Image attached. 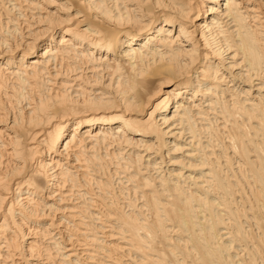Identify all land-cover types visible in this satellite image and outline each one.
<instances>
[{
	"label": "bare ground",
	"instance_id": "bare-ground-1",
	"mask_svg": "<svg viewBox=\"0 0 264 264\" xmlns=\"http://www.w3.org/2000/svg\"><path fill=\"white\" fill-rule=\"evenodd\" d=\"M0 264H264V0H0Z\"/></svg>",
	"mask_w": 264,
	"mask_h": 264
}]
</instances>
